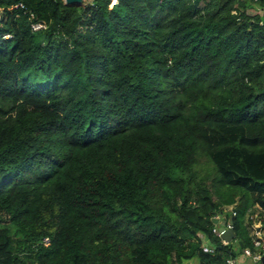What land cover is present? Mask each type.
Instances as JSON below:
<instances>
[{
    "label": "trees",
    "instance_id": "obj_1",
    "mask_svg": "<svg viewBox=\"0 0 264 264\" xmlns=\"http://www.w3.org/2000/svg\"><path fill=\"white\" fill-rule=\"evenodd\" d=\"M0 12V264H223L253 247L264 0Z\"/></svg>",
    "mask_w": 264,
    "mask_h": 264
},
{
    "label": "built area",
    "instance_id": "obj_2",
    "mask_svg": "<svg viewBox=\"0 0 264 264\" xmlns=\"http://www.w3.org/2000/svg\"><path fill=\"white\" fill-rule=\"evenodd\" d=\"M88 4H93L94 0H83ZM117 3V0H111V7ZM19 7L21 9H25V5L22 2H19ZM256 8L254 11H258ZM27 13V10H25ZM29 16L31 19H34V13L29 12ZM2 18V13L0 12V20ZM32 30L37 31L46 28V24L43 21H32L31 22ZM6 37H10L7 35ZM230 207L228 210H231ZM214 219L218 220V223L215 224L213 228V233L220 238L221 243L223 245H228L232 242H227L222 238V234L230 227V220H226L224 214H218L214 216ZM249 221V229H250V238L253 243V247H247L243 251V255L251 258L255 264L262 261L264 258V211H262L258 206L256 207V211L248 216ZM221 227H224L221 230ZM203 251L206 253H215V247L209 244H203ZM223 264H238V260L234 258H228Z\"/></svg>",
    "mask_w": 264,
    "mask_h": 264
},
{
    "label": "water",
    "instance_id": "obj_3",
    "mask_svg": "<svg viewBox=\"0 0 264 264\" xmlns=\"http://www.w3.org/2000/svg\"><path fill=\"white\" fill-rule=\"evenodd\" d=\"M66 5H74V6H83L84 1L83 0H63ZM213 222L215 224L218 223V220L214 219ZM224 227H221V230H223ZM222 238L226 240L227 242H232L236 238V232L234 229V220L233 218L230 219V227L226 229V231L222 234ZM241 244V243H240ZM242 245V244H241ZM264 262V258L262 259Z\"/></svg>",
    "mask_w": 264,
    "mask_h": 264
},
{
    "label": "crops",
    "instance_id": "obj_4",
    "mask_svg": "<svg viewBox=\"0 0 264 264\" xmlns=\"http://www.w3.org/2000/svg\"><path fill=\"white\" fill-rule=\"evenodd\" d=\"M246 225H247L249 233H250L249 223H248V218L247 217H246ZM237 260H238V264H246V263L247 264H255L251 258H249V257H247V256H245L243 254L241 256H239L237 258Z\"/></svg>",
    "mask_w": 264,
    "mask_h": 264
},
{
    "label": "rangeland",
    "instance_id": "obj_5",
    "mask_svg": "<svg viewBox=\"0 0 264 264\" xmlns=\"http://www.w3.org/2000/svg\"><path fill=\"white\" fill-rule=\"evenodd\" d=\"M85 4H87V3L84 2V3H83V6H84ZM201 163H202V164H203V163H206V160H205L204 158H202V159H201ZM188 264H197V261L194 260L193 262H190V263H188Z\"/></svg>",
    "mask_w": 264,
    "mask_h": 264
}]
</instances>
